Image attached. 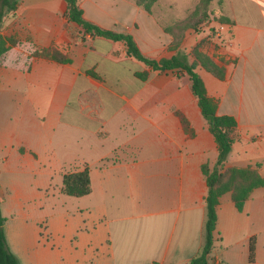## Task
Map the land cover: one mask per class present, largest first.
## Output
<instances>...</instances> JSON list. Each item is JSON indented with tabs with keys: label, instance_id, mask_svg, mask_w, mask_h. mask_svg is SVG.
Returning a JSON list of instances; mask_svg holds the SVG:
<instances>
[{
	"label": "crops",
	"instance_id": "obj_1",
	"mask_svg": "<svg viewBox=\"0 0 264 264\" xmlns=\"http://www.w3.org/2000/svg\"><path fill=\"white\" fill-rule=\"evenodd\" d=\"M196 3L156 0L147 10L135 0H79L85 18L131 33L150 58L191 62L199 42L225 68L219 78L195 66L207 94L237 121L224 167L258 164L264 176V0H211L210 19L174 45L165 26ZM1 32L16 41L0 58V166L24 176L0 181V211L19 264H189L204 241L201 164L214 165L218 145L187 73L90 35L67 18L65 0H18ZM48 46L70 60L31 53ZM85 166L90 190L62 191L63 173ZM216 231L209 264H264V186L241 209L224 192Z\"/></svg>",
	"mask_w": 264,
	"mask_h": 264
},
{
	"label": "trees",
	"instance_id": "obj_2",
	"mask_svg": "<svg viewBox=\"0 0 264 264\" xmlns=\"http://www.w3.org/2000/svg\"><path fill=\"white\" fill-rule=\"evenodd\" d=\"M18 0H0V58L10 44L16 41L13 36L3 35L1 28L5 18L14 12ZM66 1V16L69 20L76 22L83 27L90 35H101L114 40H122L126 45V52L151 65L155 69L177 68L183 69L191 82V88L196 95L201 113L207 121L209 130L214 135L218 145L217 159L212 167L207 163L201 164V170L207 182L205 195L206 217L204 222V241L199 252L194 255L189 264H209V254L214 244L217 221V205L220 196L230 191L231 198L238 209L243 207L245 199L256 186H264V176L253 166H227L224 163L231 150V145L236 135V118L231 114H218L216 112V101L207 94L204 81L196 71L195 66L201 65L215 76H224L225 68L216 63L208 54L200 49V43H196L191 53L193 60L188 62L184 56L173 55L169 58H150L143 54L133 36L129 32L118 31L102 27L99 24L85 18L79 0ZM147 10L156 0H135ZM211 0H197L195 7L183 18L178 19L165 26L169 31L174 45L181 41L184 31L187 28H196L210 18L209 4ZM217 19L221 22L227 21L228 17L219 15ZM33 55H43L57 61H69V57L53 46L35 47ZM141 78L146 77V72H138ZM184 127L189 131L186 118L179 114ZM62 191L71 195H82L90 190L89 169L85 166L79 170L65 171L62 176ZM4 216L0 211V264H19L17 256L7 245L4 229ZM255 237L249 239V260L254 259Z\"/></svg>",
	"mask_w": 264,
	"mask_h": 264
},
{
	"label": "rangeland",
	"instance_id": "obj_3",
	"mask_svg": "<svg viewBox=\"0 0 264 264\" xmlns=\"http://www.w3.org/2000/svg\"><path fill=\"white\" fill-rule=\"evenodd\" d=\"M210 19V18H209ZM0 162H1V160H0ZM16 176V175H20L22 178H23V176H24V174L23 173H18V174H14V173H11L10 171H8V168L7 167H5L4 165H1L0 166V181L1 180H7V179H9V177H11V176Z\"/></svg>",
	"mask_w": 264,
	"mask_h": 264
}]
</instances>
